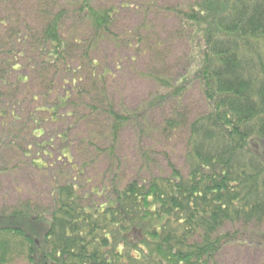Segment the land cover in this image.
I'll list each match as a JSON object with an SVG mask.
<instances>
[{
	"label": "trees",
	"instance_id": "16d2710c",
	"mask_svg": "<svg viewBox=\"0 0 264 264\" xmlns=\"http://www.w3.org/2000/svg\"><path fill=\"white\" fill-rule=\"evenodd\" d=\"M34 1L43 11L37 30L21 11L15 12L13 6L8 10L9 0L0 8V31L8 36L7 45L0 43V84L6 87L7 73L23 69L30 76L17 79L21 85L32 86L31 76L44 82L42 102L60 90L61 97L39 110L51 125L80 121L84 107L77 108L74 96L90 95L82 93V82L90 81L100 101L105 99L99 86L111 76L108 71L117 70L102 67L96 58L106 41L123 48L118 41L127 39L130 63L161 48L162 44L151 43L157 30L149 36L146 23L127 35L114 32L119 12L95 7L97 0H71L60 7L48 0ZM152 6L142 5L146 13L153 11ZM165 9L194 36L199 56L192 79L207 104L204 113L186 123L179 111L171 112L158 128L167 139L184 131L183 168L169 161L166 173L119 186L114 181L85 193L84 179L76 178L85 175L88 163H83L75 176L66 173L53 181L50 209L33 211L28 203L0 213V264H214L230 245L264 247V233L259 232L264 223V0H196L187 7ZM68 22L72 26L66 29ZM28 53L38 61H24ZM47 72L57 74V86L55 79L46 78ZM145 74L169 92L145 103L141 117L136 112L117 113L109 100L103 101L111 120L110 155L125 125L135 123L141 134L149 133L148 111L170 101L181 105L184 85L174 87L163 77ZM16 85L14 92L19 90ZM27 94L14 106L28 103L31 117L38 113L32 104L40 103ZM42 120L32 116L29 122L40 128ZM45 134L41 129L39 135ZM50 140L58 141L60 160L71 165L69 133L57 129ZM95 198L103 202L97 204Z\"/></svg>",
	"mask_w": 264,
	"mask_h": 264
},
{
	"label": "rangeland",
	"instance_id": "374dc122",
	"mask_svg": "<svg viewBox=\"0 0 264 264\" xmlns=\"http://www.w3.org/2000/svg\"><path fill=\"white\" fill-rule=\"evenodd\" d=\"M4 1L0 0L1 9ZM48 1L54 7L72 4L71 0ZM195 1L97 0L94 4L95 7H112L119 12L113 26L114 32L127 35L146 23L150 25L147 33L149 36L152 34V29L157 30L151 41L153 46L162 45L160 49L142 54L130 63L128 60L133 59L132 51L124 47L127 39L118 41L123 48H119L109 41L102 44L96 58L101 61L102 67L110 65L112 69L116 68L117 70L108 71L111 76L99 86L105 98L101 101L97 96V90L95 91L90 81L82 82L84 86L82 93L90 92V95L74 96L77 108L79 105L84 107L79 110L82 118L75 125L69 126L73 119L68 121L69 124L51 125L45 122L46 114L39 111L48 108L57 98L61 97L63 94L60 90L45 98L44 103L42 96L45 84L41 79L31 76L32 86L21 85L17 79L30 76V72L28 75V71L22 69L17 73H7L6 87H2L0 84V213L14 208L22 209L28 203L34 207L33 211L50 209L53 205L50 195L53 181L57 178L60 179L66 173L69 177L75 176L76 171H81L80 167L83 163H88L85 175L83 177L76 175V178H81V181L82 178L84 179L80 184L85 193L95 188V191H100L102 184L109 187L114 181V184L119 186L134 178L166 173L169 161L177 167L183 168L186 142L184 131L167 139L166 135L160 134L158 128L161 127L162 120L169 117L171 112L179 111L186 123L195 116L204 113L207 104L200 93L199 86L192 79L199 56L194 36L184 25L182 26L180 22L177 23L173 11L166 12L165 8L187 7ZM145 4L153 5V11L149 10L146 13L142 7ZM12 6L15 12L21 11V15L25 17L32 28L39 29L42 20L40 11L42 13L43 11L34 0H9L7 7L9 11L12 10ZM123 7L128 9L123 10ZM145 14H148L147 19ZM71 26V22H68L65 28L68 29ZM157 37L161 41H155ZM7 38V34L0 31V43L4 45L6 42L7 45ZM24 58V61L31 60V53L25 55ZM24 61H21L22 65H24ZM31 61L36 63L38 56H35ZM117 62L120 63V66L115 65ZM97 70L99 71L101 68ZM143 73H152L163 77L169 80L174 87L184 85L185 94L181 105L178 106L177 102L171 103L170 101L167 105L161 104L156 109L148 111L146 116L148 117L149 133L141 134L139 126L135 123H133L135 125L132 123L125 125L116 137L114 155H110L108 152L111 139L108 129L111 120L102 108L103 101L109 100L113 105V110L117 113L128 115L136 112L139 114L138 117H141L140 114L144 113L140 109L145 103L156 96L169 92L166 88H160L153 76L149 77L146 74L144 76ZM47 76L50 79H55V85L58 83L56 73L47 72L46 78ZM16 82L19 90L14 92L12 87ZM26 92L28 98L36 97L37 102L40 103L32 104L38 110V113L32 116L43 119L39 123L40 128L29 122L32 117H29V113L32 109L28 103L22 102V107L15 108L14 106L24 99L23 94ZM80 98L84 100L79 101ZM94 101L99 103L94 104ZM1 111L5 113L3 114ZM11 115L18 116L20 122H15ZM41 129L45 131V136L39 135ZM57 129L60 132L69 133L73 156L71 165L67 164L65 160H60V155L57 154L58 141L50 143V137L55 134ZM33 130H35V134H32ZM82 139H85L87 143H83ZM95 202L101 204L103 201L95 198ZM259 232L264 233V223ZM15 264L25 263L19 261ZM214 264H264V247L252 243L230 245L223 250Z\"/></svg>",
	"mask_w": 264,
	"mask_h": 264
}]
</instances>
